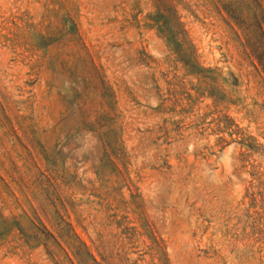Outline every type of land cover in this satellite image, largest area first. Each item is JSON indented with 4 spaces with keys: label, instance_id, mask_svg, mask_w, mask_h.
<instances>
[{
    "label": "rangeland",
    "instance_id": "1",
    "mask_svg": "<svg viewBox=\"0 0 264 264\" xmlns=\"http://www.w3.org/2000/svg\"><path fill=\"white\" fill-rule=\"evenodd\" d=\"M260 27L264 0H0V264H264Z\"/></svg>",
    "mask_w": 264,
    "mask_h": 264
},
{
    "label": "trees",
    "instance_id": "2",
    "mask_svg": "<svg viewBox=\"0 0 264 264\" xmlns=\"http://www.w3.org/2000/svg\"><path fill=\"white\" fill-rule=\"evenodd\" d=\"M261 29H260V31L262 32V36H263V38H264V29L262 28V27H260ZM169 44L170 45H172V42H170L169 41ZM177 45H180V46H183L182 44H177ZM261 60L259 59V62H260ZM86 248H88V246L85 244L84 245ZM93 257V256H92ZM94 258V257H93ZM94 260H95V258H94Z\"/></svg>",
    "mask_w": 264,
    "mask_h": 264
}]
</instances>
